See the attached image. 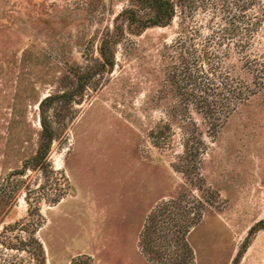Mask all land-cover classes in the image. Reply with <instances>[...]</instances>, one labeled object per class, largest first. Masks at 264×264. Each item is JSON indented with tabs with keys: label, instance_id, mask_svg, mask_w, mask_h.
Masks as SVG:
<instances>
[{
	"label": "rangeland",
	"instance_id": "1",
	"mask_svg": "<svg viewBox=\"0 0 264 264\" xmlns=\"http://www.w3.org/2000/svg\"><path fill=\"white\" fill-rule=\"evenodd\" d=\"M129 2H0V229L41 215L46 264L80 254L147 264L140 232L149 210L193 191L211 205L187 235L195 264H264V231L252 230L264 220V0H202L182 37L178 17L126 33L112 72L80 93L77 74L98 63L104 26ZM206 41L216 57L203 90L242 98L212 103L215 114L227 111L221 124L187 110L188 81L172 78L182 48ZM43 121L54 134L45 152ZM189 136L205 152L185 176L173 164Z\"/></svg>",
	"mask_w": 264,
	"mask_h": 264
},
{
	"label": "trees",
	"instance_id": "2",
	"mask_svg": "<svg viewBox=\"0 0 264 264\" xmlns=\"http://www.w3.org/2000/svg\"><path fill=\"white\" fill-rule=\"evenodd\" d=\"M6 1L9 0H0V2ZM201 3L202 0H130L129 5L113 17L111 28L108 24L104 26L99 42V58L96 59L98 63L89 67L85 73L77 74L78 91L83 93L88 84L91 85L92 91L96 90L103 74L112 72L113 49L126 33L138 35L148 28H164L170 26L178 17L181 29L179 36L182 37V33L186 32L187 16H193L201 7ZM211 47L210 42L206 41V43L200 42L197 47L193 43L189 48H182L181 53L185 54L182 58L184 62L181 63L183 64L181 65L182 70L180 74L174 72L172 78L174 84H177L178 76L181 80L188 81V85L182 84L181 86L187 110L193 108L204 119H214L221 124L220 120L227 115V111L221 109L218 114H215L209 109L212 103L224 101V99L225 101L234 99L237 102L242 98L235 96L220 100V97L211 96L210 91L203 90L199 81L202 76L206 77L212 73L211 66L214 63H210V58L211 56L216 57ZM193 59L198 61L196 70L193 68ZM218 67L221 71L228 69L223 60L219 62ZM210 88L208 86V89ZM203 91L206 92L205 97H202ZM67 94L68 91H65L54 98L47 96L40 102V106L47 101L63 99ZM69 94L71 96V93ZM53 137L52 129L47 127L43 121L41 146H44V152ZM183 146V154L179 156L181 166L175 163L173 168L186 176L191 166L198 169V157L203 155L205 148L201 142L198 146L193 136H189ZM187 165L188 168H185ZM189 182L192 184L191 180ZM210 194L217 195L214 191ZM162 200L151 208L145 217L140 232L141 254L147 264H195V251L188 243L187 235L200 222L205 210L211 207L209 201L201 197L196 198L193 191L179 193L176 196L169 195L167 199ZM42 224L41 215L33 217L28 213L25 220L3 225L0 229V264H46L45 247L36 234ZM255 229L264 231V220L258 221L252 228V230ZM67 264L97 263L90 255L80 254L69 259Z\"/></svg>",
	"mask_w": 264,
	"mask_h": 264
}]
</instances>
